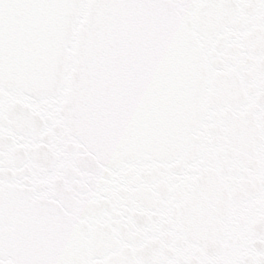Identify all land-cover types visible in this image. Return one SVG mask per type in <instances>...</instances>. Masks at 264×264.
<instances>
[{
    "label": "snow or ice",
    "instance_id": "1",
    "mask_svg": "<svg viewBox=\"0 0 264 264\" xmlns=\"http://www.w3.org/2000/svg\"><path fill=\"white\" fill-rule=\"evenodd\" d=\"M0 264H264V0H0Z\"/></svg>",
    "mask_w": 264,
    "mask_h": 264
}]
</instances>
